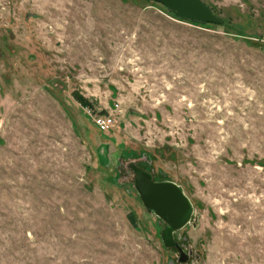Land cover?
Masks as SVG:
<instances>
[{
    "label": "rangeland",
    "instance_id": "obj_1",
    "mask_svg": "<svg viewBox=\"0 0 264 264\" xmlns=\"http://www.w3.org/2000/svg\"><path fill=\"white\" fill-rule=\"evenodd\" d=\"M202 1L0 0V264H264V0ZM133 166L190 199L186 260Z\"/></svg>",
    "mask_w": 264,
    "mask_h": 264
},
{
    "label": "water",
    "instance_id": "obj_2",
    "mask_svg": "<svg viewBox=\"0 0 264 264\" xmlns=\"http://www.w3.org/2000/svg\"><path fill=\"white\" fill-rule=\"evenodd\" d=\"M176 16L200 21L221 23L212 9L202 0H158ZM133 187L147 210L155 214L164 227L160 233L166 247L179 250L180 261L188 256L174 239V232L183 227L192 214L193 207L182 187L171 180H154L152 173L133 166ZM131 220L133 218L131 217Z\"/></svg>",
    "mask_w": 264,
    "mask_h": 264
},
{
    "label": "built area",
    "instance_id": "obj_3",
    "mask_svg": "<svg viewBox=\"0 0 264 264\" xmlns=\"http://www.w3.org/2000/svg\"><path fill=\"white\" fill-rule=\"evenodd\" d=\"M113 117L110 114L97 115L93 118L96 127L100 131H106L113 125Z\"/></svg>",
    "mask_w": 264,
    "mask_h": 264
}]
</instances>
